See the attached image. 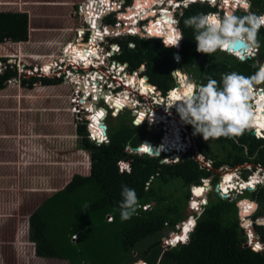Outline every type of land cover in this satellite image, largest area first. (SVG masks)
Returning a JSON list of instances; mask_svg holds the SVG:
<instances>
[{
	"label": "trees",
	"instance_id": "1",
	"mask_svg": "<svg viewBox=\"0 0 264 264\" xmlns=\"http://www.w3.org/2000/svg\"><path fill=\"white\" fill-rule=\"evenodd\" d=\"M250 2L251 12L264 13V0ZM140 3L144 6L145 1H139L136 11ZM148 6L146 3L144 7ZM216 7L195 2L176 13L183 34L178 51L165 47L166 44L158 38L125 37L114 40L120 46V54L115 59L127 63L131 70L143 66V75L163 95L174 87L172 72L176 69L198 85L206 84L209 78L220 82L224 74L231 72L245 77L257 76L259 67L254 63L264 60V27L259 29L260 47L254 57L241 61L219 49L212 53L197 52L194 30L186 27L184 21L198 13L215 12ZM232 9L227 6L226 11L232 12ZM232 14L243 17L247 13L235 9ZM27 35V13L0 11V43L8 39L25 42ZM167 38L172 40V34L169 33ZM129 43L133 47H129ZM170 45L173 44H167ZM82 47L78 45L74 52L67 54L76 60H85ZM175 52L180 55L179 63L173 60ZM17 75L16 68L7 65L0 73V90ZM20 81L28 88L37 82L44 86L58 84L57 80L45 77L20 78ZM132 81L148 87L144 79L140 81L132 77ZM253 86L264 87V81L254 82ZM128 116L129 112L125 111L106 124L108 142L101 145L87 139L85 121L78 123L77 147L89 154V174H75L30 214L28 237L34 244L35 255L67 260L69 264H134L138 259L146 264H264V251L254 252L247 245L237 207V202L246 198L240 204L245 207L241 208V215L246 217L257 204L251 220L254 222L263 216L264 222L262 186L245 191L248 197L244 193L234 199L222 198L217 192L209 193L206 204L195 215L196 227L188 236L189 243L167 248L161 246L162 239L169 232H177L176 226L187 218L186 207L192 186H201V180L210 178L212 186L216 185L219 182L217 170L223 167L241 168L247 164L252 171L264 168V139L256 138L246 129L240 137L204 141L191 124L184 122L197 152L212 163V168L202 167L191 152L176 163L166 164L160 162L163 155L149 157L125 151L127 145L138 147L143 138L142 126H133ZM145 145L148 149L147 143ZM161 149L164 150L165 146ZM119 161L129 162L130 172H120ZM247 170L244 167L240 170L243 179L247 177ZM122 185L135 190L139 205L137 213L126 221L121 220L119 208L123 199ZM143 206L148 208L143 209ZM246 226L250 227V222H246ZM253 228L264 240L262 227L254 224ZM74 235L76 240L72 241Z\"/></svg>",
	"mask_w": 264,
	"mask_h": 264
},
{
	"label": "rangeland",
	"instance_id": "2",
	"mask_svg": "<svg viewBox=\"0 0 264 264\" xmlns=\"http://www.w3.org/2000/svg\"><path fill=\"white\" fill-rule=\"evenodd\" d=\"M25 1L28 0H18L19 5ZM39 1L43 3L41 4L43 10L39 8L30 12L32 20L30 30L28 27L27 40L13 42L8 39L0 43L1 67L4 65L14 66L18 75L22 72L25 73L24 66H33L35 61L39 64L62 58V45L67 41H73L75 26L82 25L81 18L75 13V8L85 0H66L69 2V7L73 6L64 14L51 11V9L54 10L53 6L57 4L56 1ZM13 2L16 0H0V11H11L10 3ZM131 2L125 1L126 5ZM190 4L192 3L186 7ZM225 5L235 7L232 2H227ZM186 7H178L177 12ZM14 8L28 11L25 6H15ZM215 12L220 18L223 17L220 6L215 8ZM56 15H60V17ZM65 17H67L66 20ZM163 18L165 17L163 16ZM58 19L60 21L64 19V22H60ZM109 20L113 22L114 17L109 16ZM168 22L169 20L166 19L163 23L168 26ZM60 23H63L64 26H60ZM55 24H59L58 27ZM97 50L100 51V49ZM18 75L9 80L6 87L0 90V262L2 264H50V261L40 259L35 255L34 244L28 237V218L46 197L62 189L75 174L88 175L90 158L88 152L77 147L76 129L78 123L75 121V115L69 112L73 86L69 84L68 80L61 78L57 80L58 84L50 86H44L37 82L32 88H28L21 83ZM30 77L23 76L21 79ZM262 88L264 89V87ZM108 101L112 102L111 99ZM118 105H121L120 102H114L115 107ZM156 107L158 108V106ZM93 112H96L95 109ZM99 117H102L100 112L94 113L95 122H99ZM116 117L107 116L106 124ZM131 118L129 113L127 119ZM141 129L143 130L142 141L159 143L161 134L157 126L145 122ZM164 162L169 163L170 161ZM240 167L218 169L219 181L223 179V174L229 172H235L241 177L242 167L248 168L245 172L247 177L253 174L250 165L244 164ZM257 171L253 175L261 176L264 169L257 168ZM204 185L207 195L216 192L217 187L216 185L212 186L211 178ZM245 191H241V195ZM237 192H240V188L237 189ZM235 194L237 193L232 192L229 197L234 199ZM245 196L248 197L246 193ZM190 201L186 207L187 217L192 214L187 212ZM196 201L201 202L200 197ZM254 213L255 211L248 214L250 219ZM261 217H258L256 221L258 219L262 221ZM262 230L264 234L263 226ZM256 238L264 242L261 235L256 234Z\"/></svg>",
	"mask_w": 264,
	"mask_h": 264
},
{
	"label": "built area",
	"instance_id": "3",
	"mask_svg": "<svg viewBox=\"0 0 264 264\" xmlns=\"http://www.w3.org/2000/svg\"><path fill=\"white\" fill-rule=\"evenodd\" d=\"M141 1L146 2L148 0ZM199 1L202 3H207L211 7L216 6V4H218L219 2L223 3L224 5L227 4L224 0H215L214 3H212L211 0ZM134 2L135 0H132L131 4L126 5L124 0H85L76 5L75 13L78 17L81 18L80 22L82 23V25L75 26L74 40L67 41L62 45V58H59L58 60L54 59L42 63L41 65L34 64L31 69L24 68L25 73H19V80L23 76L31 75H36L38 77L47 76L57 80L66 78L69 84L73 86L72 96L69 101L71 105L69 108V112L75 115V121L77 123L84 120L86 121V137L90 142L96 145L106 144L108 142L106 128L102 129L100 127L101 124H106L105 120L107 116L110 115L116 117L122 111H127L131 114V123L133 126L139 127L143 126L145 122H149L159 128L161 136L159 143L157 144H153L148 140H143L142 144L140 143V145L138 147H135V149L127 145L125 147L126 152L137 155L146 154L149 157H160L161 155H163L161 163H166L164 161L169 160L170 162L168 164L178 162L181 157L186 156L191 152L194 154V159L198 161V163L202 167L210 170L212 168V163L209 160H206L201 154L197 152L195 142L190 133L187 131L184 121L181 120L178 114V107L173 103L168 102L171 92L181 88L183 84H186V82L189 81L187 75L178 69L174 70L172 72L175 83L174 87L165 95H163L153 84L148 81L147 77L143 75V66H140L137 69H132L133 71H131L127 63L119 62L115 59V56H118L120 54V46L114 40L120 39L121 37L131 36L140 38H158L161 40V43L164 44L165 40L161 37V35L154 36L150 33L148 29L150 23L154 25L156 22V18H159L162 13L168 14L169 16L171 15V24L173 26V31L175 32V29H179L178 20L175 13L177 12L178 7H186L189 3L187 2V0H154L153 5L148 9L152 13V15H147L141 18L138 15H132L136 10L133 7ZM145 4L146 3H144V6ZM235 6L237 5L235 4ZM97 10H99L100 12L96 14L95 17H92L89 12L93 13ZM129 11L132 12L128 13ZM127 13L128 16L125 17V14ZM208 14H210L211 17H219L217 12ZM227 14L228 13L225 10L224 16L226 17ZM109 16H111L112 18L114 17L113 22L108 20ZM130 19L132 20L131 23ZM129 25L131 27L127 28ZM181 42L182 39L179 41L178 46L176 47H174V45L167 46L166 43V45L164 46L167 48H175L176 51H178ZM74 45L84 46L82 50L89 58V54L91 53L92 49L96 50L97 54L89 61L74 60V58L69 56L70 49L73 48ZM128 46L133 47V44L129 43ZM97 49H100V51H98ZM67 51L69 52V54L66 53ZM172 57L175 63L180 62V55L178 52L173 53ZM62 62L63 64H61ZM262 64L264 65V62H262ZM1 66L2 65H0V71L6 68L5 65L3 67ZM132 76H135L140 81L144 79V81L147 83L149 88L145 94H143L140 89V83L132 81ZM84 83H86L85 85H83L84 88L86 86L90 87L91 92H89V90L88 92L81 91V85ZM261 90L264 91L263 88L259 87H253L251 89V91L255 92ZM93 94L97 95L95 96ZM110 98H112V102L108 101ZM116 101L120 102L121 104L119 108L114 106V102ZM156 106H158V108ZM92 107L96 112H92ZM97 112H100L102 117H99V127L94 128L93 126L95 123L93 122L92 117L94 113ZM167 133H170L172 135L170 138L172 149H161L160 154L157 156L149 155L144 145L149 142L155 148H157V146L161 148L163 145V138ZM175 134L181 137L179 139L180 142H178L179 147H177L174 143V140L175 142L177 141V138H175L174 136ZM255 135L257 137H264V134L256 133ZM117 165L120 172L129 171V162L119 161ZM231 173L233 178H240V175H237L235 172ZM207 181L208 179L201 180V187H205L204 184ZM193 188L194 186H192L191 188V194ZM219 190L220 196L230 198L229 192H222L221 184L219 185ZM205 204L206 201L205 203L200 204L198 210L192 209L189 205V208H191L190 213L192 214L188 216V221L189 219H192L195 222V215H197L198 211H201V207ZM142 208L147 209L148 206H143ZM248 217L249 215L241 218V221L247 219ZM110 219L111 218H109V220ZM258 221L254 223L257 224ZM252 224L253 222L250 221V226H252ZM180 228V225L176 226L177 230H179ZM244 228L246 229L247 227ZM191 231H193V229H191ZM174 234L176 233L170 234L167 239L163 240V247L173 245L172 243H170V241H172V236ZM247 236V245L252 250L255 246H257V244L264 246V242L256 238V235V240L254 241L249 236V233H247ZM72 239L76 240V236H72Z\"/></svg>",
	"mask_w": 264,
	"mask_h": 264
},
{
	"label": "clouds",
	"instance_id": "4",
	"mask_svg": "<svg viewBox=\"0 0 264 264\" xmlns=\"http://www.w3.org/2000/svg\"><path fill=\"white\" fill-rule=\"evenodd\" d=\"M196 1L199 0H187L188 3H195ZM211 2L214 3L215 0H211ZM235 3L237 6L233 7L232 12L235 9H242L247 14L244 15L243 17H240L232 14V12H229L225 17L224 11L227 9V6L219 2L218 4H216V6L218 5L222 6V12H223L222 18L220 17L212 18L210 14L198 13L196 15L188 17L184 21L186 27L192 28L194 30V40L197 45V49H196L197 52L212 53L217 51L218 49L221 50V48L225 47V45L228 42L243 41L247 45V52L244 57H241V61L245 60L247 57L250 58L256 55V51L260 47L258 32L259 29L262 26H264V15H257L251 12L250 0H235ZM182 38H183L182 32L179 29H175V35L172 38V44L174 45V47L178 46V43ZM221 51H224L240 60L239 58L240 56H237L225 50H221ZM262 62L264 61L262 60L260 63L258 62L257 63L260 65L262 64ZM39 64H42V62H40ZM61 64H63V62ZM0 65H2V63H0ZM32 67L33 66H29V65L24 66V68L26 69H31ZM3 70H1L0 73H2ZM31 77H38V76L31 75ZM42 77L51 78L47 76H42ZM262 80L264 81V72L262 73L259 72V74H257V76L255 77H245L239 73L231 72L224 74L220 82L211 78L208 79L206 84H201V85H198L192 81H188L186 82L187 92L183 94L179 102L176 103V105H178L177 108L178 114L182 121L191 124L193 126L195 133L201 135L204 141L208 140L209 138L240 137L245 132L246 129L250 130L251 132H254V136L256 138L264 139V137L261 136L257 137L255 135L256 133L254 128H249L252 119V114H251L252 108H250L252 103V100H250L251 89L254 87L253 86L254 82L262 81ZM104 126H106V130H107V125L105 124ZM86 135H87V131H86ZM128 167L130 172V166ZM262 169L264 168H261L260 170ZM255 171H257V169ZM255 171H252V173L255 174L256 173ZM253 174L249 177H246V179H243L242 176L238 179L236 178L233 179L239 184L240 182L248 183L250 181V177L252 178L254 176ZM221 182L222 181H219L218 184H216L218 194L220 193L219 185L221 184ZM254 185L255 186L251 187V190L249 191L255 190L257 186L264 187L263 182L255 183ZM240 190L243 192L245 190H248V188L243 189L240 187ZM234 192L237 193L235 195L242 194V192H237V190L236 191L234 190ZM121 196L123 199L122 202L119 204L120 216L122 221H126L131 219L133 215L137 213V209L139 207L138 197L135 190L128 187L127 185H122ZM242 199H246V198H242ZM242 199H240V201ZM249 201L253 202L251 200ZM248 219L249 221H252L249 217L246 220ZM185 220L186 222H188V217ZM184 221L179 224L181 228L179 230L176 229L177 232H171V233H176V234L181 233V229L183 228V224L185 223ZM241 222L242 221L240 220V224ZM258 226L264 227V225H258ZM195 227L196 224L193 221L190 224V228L186 232V235L181 236L176 240H173L174 238H172V241H170V243H172L173 245H168V247L175 246L177 244L189 243L188 236L192 232L191 229H194ZM251 227L253 228V226ZM242 228L245 230V234L248 239L246 229L244 227ZM177 240L181 241V243H177ZM253 251L254 252L264 251V246L257 245L253 248ZM144 263L145 262L143 261H138V264H144ZM0 264H2V262H0Z\"/></svg>",
	"mask_w": 264,
	"mask_h": 264
},
{
	"label": "bare ground",
	"instance_id": "5",
	"mask_svg": "<svg viewBox=\"0 0 264 264\" xmlns=\"http://www.w3.org/2000/svg\"><path fill=\"white\" fill-rule=\"evenodd\" d=\"M139 1L140 0H135V2L133 3V7L136 9V5H138V3H139ZM153 1L154 0H148V1H146V2H148L149 3V6L147 7V8H143L144 6H141V3H140V6L138 7V9H137V11L135 10V12H133L134 14H132L133 16L134 15H138L139 17H145V16H147V15H152V13L148 10L152 5H153ZM225 1V3H227V2H232L233 4H236L235 3V0H224ZM100 11L99 10H97L96 12H93V13H91V12H89L91 15H92V17H95V15L96 14H98ZM132 11H129L128 13H131ZM128 13L127 14H125V17H127L128 16ZM264 15V14H263ZM163 16L165 17V18H163ZM216 16H212V18H215ZM171 20V15L170 16H168V14H165V13H162V15L159 17V18H156V22H155V24L153 25V24H151L150 23V26L148 27V29H149V31H150V33L152 34V35H154V36H159V35H161V37L165 40V43L166 44H172V40H169L168 38H167V35L169 34V33H171L172 34V38L174 37V35H175V32L173 31V26H172V24H171V22H172V20L171 21H169L167 24H168V26L165 24V23H163L165 20ZM91 21H92V18H91ZM91 21H90V23H91ZM163 21V22H162ZM126 22V21H125ZM127 22H128V20H127ZM132 22V20L130 19V23ZM162 22V23H161ZM156 24H158V25H161V26H158V25H156ZM94 25H96V24H94ZM129 27H131L130 25L127 27V28H129ZM151 28H153L152 30H151ZM155 28H156V30H155ZM154 30V31H153ZM98 38V37H97ZM171 38V39H172ZM234 41H231V42H228L226 45H225V47H223V48H221V50H225V51H228V52H230V53H233V54H235V55H237V56H240V57H242V56H244V55H246V52H247V48L243 45V44H241L243 47H240V49H242V51L238 48L237 49V47L235 46V44L233 43ZM76 46H78V45H74V47L73 48H71L70 49V52H74L75 51V47ZM80 46V45H79ZM82 47V46H81ZM84 47V46H83ZM82 47V48H83ZM77 51L79 50V49H76ZM83 51V50H82ZM96 53L97 54V51L96 50H91V53L89 54V56H90V58L89 57H87L86 56V54H85V52H84V55H85V60L86 61H89L90 59H92L95 55H91L92 53ZM66 53H68V51L66 52ZM253 56V55H252ZM72 58H74V56H72ZM87 59H89V60H87ZM74 60H76V59H74ZM77 61H80V60H77ZM132 77H135V76H132ZM86 83H84V84H82L81 85V91H84V92H88V90H89V92H91V90H90V87H85L84 88V86L83 85H85ZM140 89H141V91H142V93L143 94H145L146 93V91L148 90V87H146V86H140ZM187 92V88H186V84H183L182 86H181V88H179V89H177L176 91H172L171 92V94H170V98L168 99V102H171V103H173L175 106H177L178 107V105H176V103L177 102H179V100H180V98H181V96L183 95V94H185ZM93 95H97V94H93ZM251 98L252 99H250V100H252L253 102L251 103V108H252V110H251V114H252V119H251V122H250V126H249V128H254L255 129V133H257V134H264V91L263 90H261V91H258V92H255V91H251ZM108 99V98H107ZM110 99H112V98H110ZM88 106V105H87ZM118 106H120V105H118ZM117 106V107H118ZM96 120V119H95ZM95 120H94V115H93V122L96 124V126L98 125L99 126V122H95ZM95 126V125H94ZM171 134L170 133H167L166 135H165V138L163 139V142H164V140H165V148H168V149H172V146H171ZM175 136V138H177L176 140V142H175V140H174V143L176 144V146L177 147H179V143L178 142H180V138L181 137H179V135L177 136L176 134L174 135ZM162 142V143H163ZM173 142V141H172ZM170 147V148H169ZM157 148H158V151L160 152L161 151V148L160 147H158L157 146ZM163 150V149H162ZM222 182H221V190H222V192L223 193H227V192H229V194L230 193H232V192H234V190L236 191L238 188H250V187H254L255 185V183H264V173H263V176L261 175V176H259L258 174H256L254 177H252L251 179H250V181L248 182V183H245V182H240V184L239 183H237L234 179H233V177H232V175L230 174V173H226L225 175H223V179L221 180ZM238 185H240V186H238ZM205 189H204V187H201V186H199V187H194L193 188V191H192V199H191V201H190V207L192 208V209H198L199 208V206H200V201L199 202H197L196 200H198V197H200V200H204V203H205V196H204V194H203V191H204ZM204 192H206V191H204ZM203 194V195H202ZM201 195V196H200ZM242 203V201L240 202V204ZM240 206V205H239ZM243 205H241V207L240 208H243L242 207ZM190 208V209H191ZM241 217H245V216H243V215H241ZM185 223L183 224V228L181 229V233H179V234H176V235H174L172 238H174L173 240H176L177 239V237H181V236H185L186 235V232H185V227L186 226H188L189 224H191L192 222H193V220L192 219H189V221L188 222H186V220L184 221ZM247 222H250L249 221V219H248V221ZM261 222V221H260ZM261 224H264V222L262 221L261 222ZM245 227V226H244ZM247 228L246 229H248V231H247V233H249V236L251 237V239L254 241V240H256V238H255V236H254V234H253V230H252V227L250 226V227H248V226H246ZM177 243H181V241H179V240H177Z\"/></svg>",
	"mask_w": 264,
	"mask_h": 264
},
{
	"label": "crops",
	"instance_id": "6",
	"mask_svg": "<svg viewBox=\"0 0 264 264\" xmlns=\"http://www.w3.org/2000/svg\"><path fill=\"white\" fill-rule=\"evenodd\" d=\"M54 1H56L57 2V4H55L53 7H55L54 8V10L53 9H51V11H55V13H57V14H64V13H67L69 10H70V8L73 6H71V7H69V2L68 1H66V0H54ZM20 2V1H19ZM19 2H18V0H16V2H13V3H10V6H12L11 7V11H4V12H24V13H27V15H28V27H29V30H30V25H31V20H32V15H31V13L30 12H33V11H35V9H41V10H43V8L41 7V6H43V5H41V4H43V3H41L39 0H28V1H25V3H20V5H19ZM21 4H23V5H21ZM15 6H19V7H21V6H25V8L28 10V11H22V10H16L14 7ZM74 7H75V5H74ZM3 12V11H2ZM29 12V13H28ZM57 16V15H56ZM57 17H60V15H58ZM67 19V17H65V20ZM59 20V19H58ZM60 21V20H59ZM60 22H64V19L63 20H61ZM66 22H68V21H66ZM58 25L59 24H55V26H57L58 27ZM60 26H64L63 25V23H60ZM72 28H74V27H72ZM58 37H62V36H58ZM53 41V40H52ZM50 45V44H49ZM46 47H48V45H46ZM35 63H37V61H35ZM34 63V64H35ZM50 86V85H49ZM42 143H44V142H42ZM70 181V180H69ZM56 192V191H55ZM51 196V195H50ZM50 196H48V197H50ZM48 197H46V198H48ZM45 198V199H46ZM44 199V200H45ZM43 200V201H44ZM42 201V202H43ZM42 202L37 206V207H39L41 204H42ZM37 207L35 208V209H37ZM34 209V210H35ZM34 212V211H33ZM172 234V233H171ZM168 237V236H167ZM163 239H166V238H163ZM162 239V240H163ZM72 241H75V240H73L72 239ZM33 244V243H32ZM38 258H40V259H43V260H48V261H50V264H69V262L67 261V260H61V259H50V258H41V257H38ZM54 260V261H53ZM52 261V262H51ZM138 261H143L142 259H138ZM138 261L137 262H135L134 264H138ZM144 262V261H143Z\"/></svg>",
	"mask_w": 264,
	"mask_h": 264
},
{
	"label": "water",
	"instance_id": "7",
	"mask_svg": "<svg viewBox=\"0 0 264 264\" xmlns=\"http://www.w3.org/2000/svg\"><path fill=\"white\" fill-rule=\"evenodd\" d=\"M234 44H235V46L237 47V49L239 48L240 49V47H243L241 44H243L246 48H247V45L243 42V41H234L233 42ZM241 51H242V49H240ZM245 56V55H244ZM244 56H242V57H244ZM240 58V60H241V57H239ZM248 58V57H247ZM264 61V60H263ZM254 65H258V67H259V69H260V73H262V72H264V65L263 64H258L257 62H255L254 63ZM249 105H250V103H249ZM100 127L102 128V129H105L106 128V126H104L103 124H101L100 125ZM251 134L252 135H254V132H251ZM147 145H148V149H147V153L149 154V155H159L160 154V152L158 151V148H155L154 146H152L149 142L147 143ZM135 149V148H134ZM166 152H167V150H166ZM248 190H251V187L250 188H248ZM218 190L216 189V192H217ZM204 194V196H205V201H207V199H208V195H207V193L206 192H204L203 193ZM223 198H225V196H222ZM191 199H192V197H191ZM241 202V201H240ZM240 202H238L237 203V207H238V217L239 218H243V217H241V208H240ZM255 207H256V205H255ZM187 212L188 213H190V208L188 207V210H187ZM195 212H197V211H195ZM198 213H199V211H198ZM248 220H243L242 222H241V227H244V225H245V223L247 222ZM262 222V221H261ZM257 225H262L261 223H260V221H258L257 222ZM253 229V228H252ZM248 231V229L246 230V232ZM253 234L255 235V233H254V231H253Z\"/></svg>",
	"mask_w": 264,
	"mask_h": 264
},
{
	"label": "snow or ice",
	"instance_id": "8",
	"mask_svg": "<svg viewBox=\"0 0 264 264\" xmlns=\"http://www.w3.org/2000/svg\"><path fill=\"white\" fill-rule=\"evenodd\" d=\"M248 207L251 208L252 205H248ZM189 228H190V224H189L188 226L185 227V232H187V231L189 230ZM177 238H179V237H177ZM173 242H174V241H173Z\"/></svg>",
	"mask_w": 264,
	"mask_h": 264
}]
</instances>
